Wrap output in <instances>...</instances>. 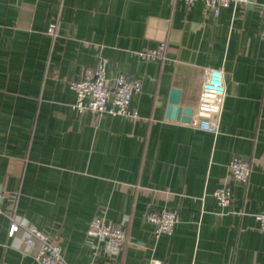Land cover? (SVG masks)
Masks as SVG:
<instances>
[{"label":"crops","instance_id":"0c3cea01","mask_svg":"<svg viewBox=\"0 0 264 264\" xmlns=\"http://www.w3.org/2000/svg\"><path fill=\"white\" fill-rule=\"evenodd\" d=\"M263 1L214 17L203 1L0 0V264H36L12 222L67 264H264ZM159 43L161 61L138 57ZM101 60L108 79L141 84L135 118L74 108L69 83ZM205 67L225 78L216 134L166 118L173 88L195 105ZM233 157L252 165L246 185L231 180ZM223 185L225 208L213 197ZM163 210L177 222L154 238L145 215ZM95 217L125 231L117 255L87 237Z\"/></svg>","mask_w":264,"mask_h":264},{"label":"built area","instance_id":"2783aa9c","mask_svg":"<svg viewBox=\"0 0 264 264\" xmlns=\"http://www.w3.org/2000/svg\"><path fill=\"white\" fill-rule=\"evenodd\" d=\"M183 1L186 4L203 1L214 17L219 15L221 8L249 4V0ZM261 11L264 14V1L261 3ZM55 27V24L49 25L47 30L49 35H55ZM166 52L167 45L159 43L155 49L141 51L137 55L144 61H161ZM69 87L76 97L74 108L80 113L89 111L113 117L135 118L137 116L130 109V101L133 95L140 93L141 84L123 75L108 79L106 76V63L102 60L95 67L84 69L81 79L75 82L71 81ZM225 94L223 71L210 67L203 68L201 70L198 100L190 108L189 122L186 125L216 134ZM227 170L233 183L246 185L252 171V165L245 159L233 157L227 166ZM213 197L219 207L229 206L231 203V187L223 185L215 189ZM254 218L259 229L264 232V212L254 215ZM145 221L152 226L154 238H159L162 235H172L177 222L175 213L168 210L149 211L145 215ZM21 226L25 227L28 232L24 244L35 247L33 256L36 264H67L61 256L60 249L32 225L12 222L8 231L9 237L13 236ZM86 235L88 238L103 241L107 253L111 256L117 255L126 242V234L121 226L107 224L97 217L90 221ZM148 264H159V262L151 259Z\"/></svg>","mask_w":264,"mask_h":264},{"label":"water","instance_id":"95a60500","mask_svg":"<svg viewBox=\"0 0 264 264\" xmlns=\"http://www.w3.org/2000/svg\"><path fill=\"white\" fill-rule=\"evenodd\" d=\"M190 113L191 109H187L185 111L184 108L180 105V90L175 88L171 89L168 99V105L166 107V118L188 123Z\"/></svg>","mask_w":264,"mask_h":264}]
</instances>
